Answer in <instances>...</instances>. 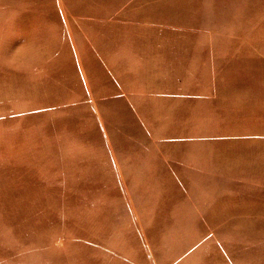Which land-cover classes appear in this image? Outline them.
I'll use <instances>...</instances> for the list:
<instances>
[{"label":"rangeland","instance_id":"1","mask_svg":"<svg viewBox=\"0 0 264 264\" xmlns=\"http://www.w3.org/2000/svg\"><path fill=\"white\" fill-rule=\"evenodd\" d=\"M0 264H264V0H0Z\"/></svg>","mask_w":264,"mask_h":264}]
</instances>
